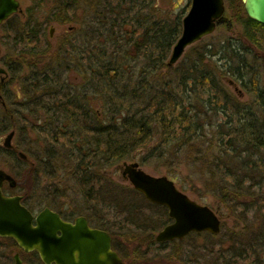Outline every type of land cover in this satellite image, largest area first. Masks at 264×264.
<instances>
[{
	"label": "trees",
	"instance_id": "obj_1",
	"mask_svg": "<svg viewBox=\"0 0 264 264\" xmlns=\"http://www.w3.org/2000/svg\"><path fill=\"white\" fill-rule=\"evenodd\" d=\"M164 1L31 0L2 22L0 137L14 131V142L0 144V159L16 163L6 169L15 187L3 192L31 212L84 216L124 264H264V26L227 0L237 34L199 41L169 66L184 14ZM51 24L67 28L50 37ZM132 161L173 180L186 174L192 193L244 226L157 243L166 207L109 176ZM143 204L159 212L149 217ZM113 210L123 217L110 225ZM14 253L43 264L0 238V264Z\"/></svg>",
	"mask_w": 264,
	"mask_h": 264
},
{
	"label": "water",
	"instance_id": "obj_2",
	"mask_svg": "<svg viewBox=\"0 0 264 264\" xmlns=\"http://www.w3.org/2000/svg\"><path fill=\"white\" fill-rule=\"evenodd\" d=\"M242 2L247 17L264 26V0ZM190 3L182 19L181 35L172 45L169 66L179 60L186 48L213 34L226 20L224 0H191ZM21 11L18 0H0V26ZM5 74V69L0 66V84L4 82ZM13 136L14 131H10L0 139L4 148H12ZM18 156L26 158L22 152H18ZM121 176L147 201L166 207L173 220L156 233V242L182 239L191 233H220L221 219L217 213L190 199L166 176L147 174L136 162H123ZM5 182L10 188L15 187V179L0 169V238L12 239L23 253H37L43 264H124L121 256L111 248L109 233L90 227L84 216L69 222L48 207L33 213L22 204L21 195L2 192ZM13 264H23L17 253L13 254Z\"/></svg>",
	"mask_w": 264,
	"mask_h": 264
},
{
	"label": "rangeland",
	"instance_id": "obj_3",
	"mask_svg": "<svg viewBox=\"0 0 264 264\" xmlns=\"http://www.w3.org/2000/svg\"><path fill=\"white\" fill-rule=\"evenodd\" d=\"M20 2V8L21 10H25L30 4H31V0H18ZM226 1L225 2V7H226ZM191 0H165L164 2H162L160 5L164 6V7H173V6H178V8L175 11H182V14H186L190 8L191 5ZM43 11H41L42 13ZM225 12V18L226 20L219 24L215 31L213 32V34H210L208 36L203 37L200 41V45L203 43H214L217 42L218 40H221V38L223 37H228V36H234L237 34V32L240 30V26L236 21V19L234 18V16L230 13V11L226 10ZM67 26L64 27H59L56 24H51L47 27V32H50V34L52 36L56 35L57 33H59V30L61 29H66ZM52 29V30H51ZM199 42V41H198ZM196 42L194 44H192L193 46H195V48L199 47L200 45H198L199 43ZM191 45V46H192ZM189 46L188 48L185 49L183 55L179 58V60L174 63L171 66H176L178 65L182 59L185 57L184 55H186L188 49L191 47ZM197 46V47H196ZM170 57V56H169ZM4 77V82H5V76ZM7 89L10 91L11 94L16 95L15 89L13 87L12 84L6 85ZM236 91V90H235ZM4 136H1L0 139L4 138ZM14 140L12 139V144H13ZM24 143V142H23ZM1 144V143H0ZM5 159V158H3ZM0 159V169H3L5 171H7L6 169H8L9 167H14L16 166V163L14 162V160L11 159H6L3 160ZM25 159V158H24ZM6 164L8 165V167L6 166ZM141 168L145 171V173L153 175V176H166L168 179L172 180L175 184V186L182 191V193H185L187 196H189L190 199L195 200L196 202L200 203V204H204L207 205L210 209H212L213 211H215V213H217V215L220 217L221 219V231L218 235H220L222 233L223 235V224L225 227V233L230 234L231 231H238V228H242V226H244L243 223H239L236 218L234 216H231L228 214L227 209H225V207L221 206L220 204H218L217 202H215L214 199H212L211 197L205 196L204 198H200L196 195V193H192L193 192V184H191L189 182V180L185 176H183L182 180L178 181V180H173L169 175L166 174L165 169L163 170H152L151 168H145L143 166H141ZM161 169V168H160ZM184 175V174H183ZM115 182H119L120 186H122V188H133L130 183L128 182L127 179L123 178L121 176V166H119L116 170H112L110 175H109ZM186 177V179H184ZM198 188H201L202 184L198 182ZM192 186V187H191ZM201 192V191H199ZM14 194H19V193H14ZM63 201L65 202H71L70 198H65L63 199ZM67 205L66 207L71 208L70 205ZM144 208L146 207L148 211H146L149 215V217H154L157 215V212H159V210L156 207H152V206H147L146 204L142 205ZM38 210V208H35L33 211L34 213H36ZM108 221L110 223V225H115L118 223V221H120L123 217L122 214H117L114 210L113 211H109L108 212ZM239 223V224H238ZM157 233V232H156ZM218 238H220L218 236ZM160 247V245H159ZM13 255V254H11ZM132 260V259H131ZM13 264V263H12ZM23 264H25V262H23Z\"/></svg>",
	"mask_w": 264,
	"mask_h": 264
},
{
	"label": "bare ground",
	"instance_id": "obj_4",
	"mask_svg": "<svg viewBox=\"0 0 264 264\" xmlns=\"http://www.w3.org/2000/svg\"><path fill=\"white\" fill-rule=\"evenodd\" d=\"M185 16V15H184ZM6 71V70H5ZM132 162H134V161H132ZM132 162H127V163H132ZM137 164L139 163L138 161H135ZM134 162V163H135ZM138 167L141 169V170H143L142 168H141V165L140 164H138ZM5 194H7V195H12V194H9V193H5ZM173 222V220L170 218V221L166 224V225H170V223H172ZM166 225H164L163 227H165ZM162 229V228H161ZM160 229V230H161ZM156 235V234H155ZM218 235V234H217ZM188 236V235H187ZM186 236V237H187ZM185 238V237H184ZM184 238H182V239H184ZM182 239H178V240H182ZM158 243V242H157ZM117 252V251H116ZM118 253V252H117ZM121 256V255H120ZM122 258V257H121ZM22 260V259H21ZM122 260H123V258H122ZM123 262H124V260H123Z\"/></svg>",
	"mask_w": 264,
	"mask_h": 264
},
{
	"label": "flooded vegetation",
	"instance_id": "obj_5",
	"mask_svg": "<svg viewBox=\"0 0 264 264\" xmlns=\"http://www.w3.org/2000/svg\"><path fill=\"white\" fill-rule=\"evenodd\" d=\"M50 37H53L51 34H50ZM6 183V182H5ZM5 183H4V185H5ZM78 217V216H77ZM76 218V217H75ZM75 218H72V219H68V220H65V221H69V222H74V219ZM87 220V219H86ZM87 222H88V220H87ZM88 225L90 226V227H93V228H96V229H99V228H97V227H95V226H92L89 222H88ZM105 231V230H104ZM108 233V232H107ZM110 235V234H109ZM110 237H111V235H110ZM111 239V238H110ZM111 248H112V239H111ZM113 249V248H112ZM114 250V249H113ZM21 258V257H20ZM23 262V261H22Z\"/></svg>",
	"mask_w": 264,
	"mask_h": 264
}]
</instances>
